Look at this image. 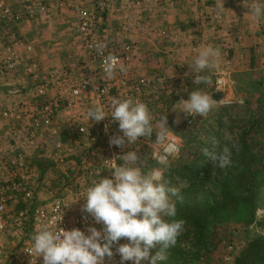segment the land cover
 <instances>
[{"label": "rangeland", "instance_id": "obj_1", "mask_svg": "<svg viewBox=\"0 0 264 264\" xmlns=\"http://www.w3.org/2000/svg\"><path fill=\"white\" fill-rule=\"evenodd\" d=\"M120 3V1H117L118 5ZM120 8L121 4L114 7L113 10ZM102 35H105L104 39L109 44H121L127 41L124 37H117L116 40L109 41L108 39H111V35H107V33H102ZM149 45L147 44L144 48H149ZM163 66H160L162 68L159 67V70L155 64L150 65L149 68L148 66L143 67L144 70H154L152 71L153 75L156 70L162 71V79L156 82L155 85L144 87L138 97L139 101L142 100L141 103H144L150 111L153 127L152 136L141 137L136 143L131 145L125 144L122 147L110 145L112 137L123 135L122 131L119 130L118 123L115 124L110 117L112 110L104 108L109 117H105L102 121L96 122L92 118L88 120L86 113L89 109L97 106V104H90V100L88 102L84 101V96L81 100L83 104L78 108V110L84 108L80 121L82 123L85 122L89 127L92 123L99 125L101 131L98 136L70 135L71 126L61 116V111L65 109L59 111L56 116L54 115L49 125L45 126L43 123L46 114L42 113L41 109L52 100L50 98L52 95L49 97L37 96V83L33 84V87L29 91H26V88L11 89L8 86L0 87V91L2 92V96L0 97V143L5 142L9 147L13 145L11 142H16V147L24 149V143L21 140L24 139L23 135L25 133L38 136L43 135L44 131L49 129L48 131L51 132L50 135L52 136H47L48 147L43 150L46 151L45 153L41 152V157L43 159L57 160L53 161L55 173L48 172L40 179L39 172H35L32 175L33 172L29 164H25V162L20 163V158H15V156H13L14 159L10 158L13 154L11 148L3 153L5 156L3 166L7 171V176L0 177V198L8 206L9 214L6 216L13 219L17 217L19 211L30 212L28 209H33L40 205L48 207L46 205L54 202L65 204L72 215L76 216L81 212H85L83 206L86 203V198L83 196L86 194V190L101 178L112 177L113 172L111 171L113 170H110L111 167L107 166L105 162L96 160V162H92L93 164H89L93 158L88 163L83 164L85 165L83 169L88 171V173L77 174L79 178L67 173L68 169L75 168L72 164L61 163L62 167H60V155L69 157L70 153L75 154L79 150L78 147L76 149L70 146L62 148V146L56 145L59 139L61 140L65 137L64 133L69 142L73 136L76 137L78 143L79 141H85L87 145V149L83 151L85 154L91 155L92 152L96 151L98 153L94 155L95 157L108 156L109 159L113 158L115 167L124 163L123 159L119 158L124 153L130 150L137 151L140 160L136 166L140 167L145 174L153 168L159 167L153 157L155 154L161 153L163 147L168 142H175L179 147V151L170 157V165L174 166L177 163L187 165V162L192 160L200 151L205 152L207 150L210 153L219 154L225 146L233 149L240 145L241 141L245 140L254 153L255 162L259 161L258 163L254 162V165L258 169L257 174L259 175L258 179H260L261 184L257 189L253 202V217L247 223L239 220L234 214H230L223 219L214 218L210 220L206 224L209 232L208 234L204 233V240H207V242L202 243L193 240V238L195 239L193 227L186 222L183 216L184 213L191 216L195 214V211L191 209L183 211L181 206L178 207L177 205L179 199H175V195L170 194L171 201L177 207L176 219H182L185 223L176 245L169 250L168 260L164 264H264L263 255L261 258L257 257L254 255L255 252L252 251L253 242L259 244L258 246L261 245L264 249V81H252L251 79L255 75L247 72L230 73L229 76H225L223 74L215 75V72L209 69V72L207 71L205 75L209 77L210 83L196 85L192 78L188 80L186 76L172 77L173 66ZM11 71L9 69L7 71L8 74ZM255 77L259 79L261 76ZM218 78L225 80L226 88L215 90L214 83ZM104 79L108 81L107 77H104ZM229 87L231 90L227 93ZM197 89L209 95L214 91H220L224 94L223 102H217L213 109L205 116L197 114L190 116L174 109V107H179L177 103L181 99L187 100L189 93ZM114 94H117L116 98H131L135 101L132 97L125 98L124 95L121 96V92H118V90ZM259 107H261L260 111L257 110ZM165 117H167L168 129L165 142L162 144L156 141V137L161 131V120ZM177 119H179V123L176 122ZM29 127L32 128L31 131ZM53 144L56 145L57 148L55 147L54 149H57L58 152L55 158H53V155L49 156V150H51L49 148ZM18 148H16V151L20 150ZM102 150L105 154H103ZM35 157H38V154ZM209 160L212 161V165L215 164L210 157L204 156L203 161ZM45 164L46 162L42 163L44 166ZM37 166L39 165L37 164ZM97 169L102 171L100 175L93 174ZM26 172L30 176V185L33 188L31 198H23L21 192L16 193L12 190H7L11 180L18 182L17 179L20 177V174ZM169 174L167 170L165 172L166 187L177 189V193L181 192L182 188L187 186V180L179 178L175 172ZM10 177H12L11 180ZM82 184H87L84 185L86 186L84 190L78 188ZM40 185L44 186V191H42ZM46 185H51V189H47ZM202 192L203 190L200 191L201 194ZM26 217H31V215L28 214ZM22 235L23 232L19 230L0 237V258L2 260L9 257L22 244L20 243L22 242ZM185 235H187V238ZM158 248L159 246L151 249L150 256L155 254ZM176 249L180 250V252H177ZM195 253L199 254L196 260L192 258Z\"/></svg>", "mask_w": 264, "mask_h": 264}, {"label": "crops", "instance_id": "obj_2", "mask_svg": "<svg viewBox=\"0 0 264 264\" xmlns=\"http://www.w3.org/2000/svg\"><path fill=\"white\" fill-rule=\"evenodd\" d=\"M116 1L121 2V8L113 10L114 6L112 10H109L104 33L111 35L109 41L124 37L126 42L136 47L133 66L139 75L152 79L154 70H144L146 66L149 68L150 65L155 64L158 69L163 65H171L174 69L171 73L172 77L186 76L188 80L191 78L193 80V73L188 64L193 62L201 49L212 46L221 52L216 67L212 69L215 75L229 76L230 73L247 72L261 76L259 79L253 76L252 81H264V18L256 19L249 15L250 9L245 5L253 2L264 6V0ZM10 3L15 4L14 1ZM9 19L3 18L0 25L1 88L8 86L11 89L26 88V91H29L33 84L43 83L44 76L50 71H57L64 66L75 65L85 60L80 48L76 15L70 9L59 8L55 5L47 14L39 18L22 19L18 22H12ZM147 44L151 46L144 48ZM13 55H17L21 63L19 66L10 68ZM31 67H34L35 71H32ZM9 69L12 71L8 74ZM158 70L155 75L161 76L162 71ZM207 71L209 72V69L201 75H205ZM230 90L229 87L227 93ZM83 99L86 102L90 100L92 105L97 102L95 95L91 92ZM79 110L68 108L61 111V116L69 123L77 122L88 126L84 121V123L80 121L84 108ZM29 128L31 131L32 128ZM48 130L38 136L25 133L24 139L21 140L24 143V149L16 147V142H11L13 145L9 147L5 142H1L0 177L7 176V171L3 166L5 161L3 153L10 148L14 154L10 158L14 159L13 156H15V158H20V163L29 164L32 175L39 172L41 179L48 172L55 173L53 161L57 160L41 157V152L45 153L46 151L43 150L48 147L47 136H52ZM64 135L65 137L59 139L56 145L62 148L67 146L79 148L75 154L70 153L69 157L60 155V167H62L61 163L75 166L67 170L70 175L73 174L79 178L77 174L88 173L83 169L85 167L83 164L88 163L92 158L89 164H93L92 162L96 160L108 161L106 160L108 156L95 157L94 155L98 153L96 151L91 155L85 154L83 152L87 149L85 141H79L78 144L73 145L65 133ZM56 145L53 144L49 148L51 149L49 156L53 155V158L58 154L57 149H54ZM16 148L20 150L16 151ZM36 154L38 157H35ZM43 162H46L45 166L42 165ZM96 171L93 172L94 175L97 174ZM84 185L87 184H82L78 188L84 190L86 188ZM40 186L44 191V186ZM45 187L51 189L52 186L46 185Z\"/></svg>", "mask_w": 264, "mask_h": 264}, {"label": "clouds", "instance_id": "obj_3", "mask_svg": "<svg viewBox=\"0 0 264 264\" xmlns=\"http://www.w3.org/2000/svg\"><path fill=\"white\" fill-rule=\"evenodd\" d=\"M249 15L256 19L264 18V6L249 2L245 4ZM102 49L103 45H97ZM221 56L218 48L212 46L200 50L191 64L194 84H207L210 79L201 75L207 69H214ZM117 60L107 56L104 60V71L112 75L116 70ZM120 72H126L124 65ZM217 101L212 95L197 89L189 93L187 100L181 99L174 109L192 116L207 115ZM112 121L118 122L122 136L110 139V145L122 147L136 143L141 137L153 134L152 117L148 107L131 98H113L111 102ZM87 119L99 122L109 117L102 106H95L86 113ZM179 123V119L176 121ZM167 117L161 120V131L156 141L164 143L167 135ZM179 151L175 142H168L162 152L154 155L159 167L143 173L136 166L140 160L137 151H127L122 155L123 164L113 169L111 178H101L86 190L83 196L86 203L83 210L88 213L101 229L89 226L87 234L79 228L72 230L58 229L62 217L53 218L47 225L37 230L32 237L31 248L27 252L35 258L43 257V264H105V258L120 257V264L131 261V264H164L168 260L169 250L173 248L184 228V221L176 219L177 207L171 201V195L178 190L168 188L165 184V172L170 167V157ZM219 168L231 165L232 152L225 146L219 154L205 151ZM126 239L127 243H119ZM115 247V252L113 250ZM159 246L154 255L150 250Z\"/></svg>", "mask_w": 264, "mask_h": 264}, {"label": "built area", "instance_id": "obj_4", "mask_svg": "<svg viewBox=\"0 0 264 264\" xmlns=\"http://www.w3.org/2000/svg\"><path fill=\"white\" fill-rule=\"evenodd\" d=\"M11 1H14L15 4L12 5ZM53 5L69 8L75 13L80 47L85 60L75 65L64 66L57 71H50L44 76L43 83H37V96L49 97L52 95L50 97L52 100L41 109L42 113L46 114L43 123L45 126H48L54 115L56 116L62 109L81 107L83 104L81 103L82 97L89 92L95 95L97 106L112 110L111 102L114 97H117V94H114L116 90L121 92V96L124 95L125 98L132 97L135 101L141 102L142 100L139 101L138 97L144 87L155 85L156 82L162 79L161 76L158 77L155 74L152 79H148L136 72L133 66V58L137 49L132 43L124 41L121 44H109L105 41V36L102 33L105 31L107 13L114 6H119L116 0H0V25L3 18H10L9 20L12 22L39 18L47 14ZM98 44L103 45V48L98 49ZM109 55L114 56L117 60L116 70L112 75H108L104 71V60ZM20 61L17 55H13L10 68L19 66ZM121 64L127 68L126 72L119 71ZM31 69L35 71L34 67H31ZM104 77H107L108 81ZM214 84L215 90L226 88L223 78L216 79ZM114 123L117 124L118 122ZM69 126H71L70 135H88L92 137L98 136L101 131L100 126L94 125V123L87 127L71 122ZM70 143L73 145L78 144L76 137H71ZM103 154H105L104 151ZM111 159L113 158H107L108 161H105V164L111 167L110 170H113L115 163ZM96 172L97 175L102 173L99 169ZM17 180L18 182L11 180L7 190L16 193L21 192L23 198H31L33 188L30 185L28 173H21ZM44 206L40 205L28 209L30 212L19 211L16 218L10 219L6 216L9 214L8 206L0 198V237L19 230L23 232L22 242H20L22 244L9 257L4 260L0 258V264H43L42 256L32 257L27 250L31 248L32 237L37 230L47 225L53 218L62 217L57 227L66 231L79 228L87 234L89 226H95L97 229L102 228V225L96 224L94 219L86 212L73 216L63 203L54 202L46 205L48 207ZM28 214L31 217H26ZM127 242L126 239H122L119 243ZM115 247L113 246L114 252ZM105 264H120L119 255L114 254L111 259L106 257ZM125 264H131V261L125 262ZM143 264H149V261L146 260Z\"/></svg>", "mask_w": 264, "mask_h": 264}, {"label": "trees", "instance_id": "obj_5", "mask_svg": "<svg viewBox=\"0 0 264 264\" xmlns=\"http://www.w3.org/2000/svg\"><path fill=\"white\" fill-rule=\"evenodd\" d=\"M257 110L260 111L261 107ZM231 152L232 163L223 169L216 164L212 165L210 160L203 161L204 151L198 152L187 165L177 163L174 166L170 165L168 169L170 174L175 172L179 178H185L188 182L187 186L175 195V199H179L177 205L181 206L183 211L190 209L195 211L191 216L183 214L186 222L193 227L195 241L207 242L204 240V233L209 232L206 224L214 218L223 219L234 214L239 220L247 223L253 217V202L261 184L258 169L254 165L256 161L254 153L245 140L231 149ZM185 237L187 238V235ZM252 244L254 255L260 258L263 255L264 258L263 247L258 246L256 242ZM176 251L180 252L178 249ZM198 257L199 254L195 253L192 258L196 260Z\"/></svg>", "mask_w": 264, "mask_h": 264}, {"label": "water", "instance_id": "obj_6", "mask_svg": "<svg viewBox=\"0 0 264 264\" xmlns=\"http://www.w3.org/2000/svg\"><path fill=\"white\" fill-rule=\"evenodd\" d=\"M212 98L217 102H223L224 94L220 91H214L212 94Z\"/></svg>", "mask_w": 264, "mask_h": 264}]
</instances>
